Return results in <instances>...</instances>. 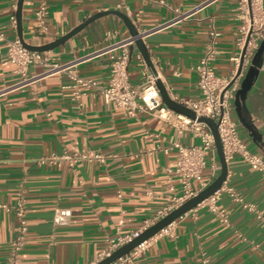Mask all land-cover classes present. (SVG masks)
<instances>
[{"label": "crops", "instance_id": "0c3cea01", "mask_svg": "<svg viewBox=\"0 0 264 264\" xmlns=\"http://www.w3.org/2000/svg\"><path fill=\"white\" fill-rule=\"evenodd\" d=\"M19 0H0V264H95L118 236L132 234L155 219L169 203L168 169L176 165L175 140L199 144L190 130L177 128L145 111L130 115L107 103L95 87H82L75 96L78 75L108 83L113 44L131 37L117 14H106L52 50V63L63 67L22 84L23 76L12 63H3L8 40L19 37L16 12ZM48 32L40 34L35 23V0H23L22 39L40 46L55 41L94 14L120 10L140 31L158 77L170 96L180 102L200 97L198 65L212 27L217 29L215 71L230 75L238 44L243 11L240 0H48ZM264 4V0H263ZM180 15H183L182 17ZM181 17V18H179ZM20 38V37H19ZM148 68L136 44L131 48L128 71L133 85L142 83ZM46 70L32 64L28 77ZM256 126L257 141L233 119L251 150L264 156V73L260 72L246 99ZM102 152L105 163L79 162L70 168L63 161L42 164L52 153ZM214 175L210 168L205 179ZM224 187H233L245 208L226 191L218 206L228 221L206 202L172 223L171 233L150 239L138 264H264V177L246 161L227 162ZM173 183L178 186L177 179ZM118 194H121L119 197ZM22 199L27 208L28 233L18 256L11 242L17 220L13 206ZM6 205L8 208L2 207ZM58 208H69L66 225L53 223Z\"/></svg>", "mask_w": 264, "mask_h": 264}, {"label": "built area", "instance_id": "2783aa9c", "mask_svg": "<svg viewBox=\"0 0 264 264\" xmlns=\"http://www.w3.org/2000/svg\"><path fill=\"white\" fill-rule=\"evenodd\" d=\"M35 4L36 28L40 34H45L48 32L49 3L48 0H35ZM239 8L243 11V23L240 26L238 38V44L241 45L242 52L233 58L236 63L235 70L226 76L219 75L215 71L213 63L217 57L219 32L212 27L203 55L196 66L200 97L196 100L186 101L184 104L194 110L197 117L207 116L218 123V132L223 143L227 162L239 157L264 177L263 154L250 149L248 142L240 131V122L234 120L232 116V112L235 110L236 92L241 87L245 73L264 40V4L263 0H240ZM13 21L16 23L15 17H13ZM134 44L135 37L131 36L109 47L107 51L110 54V75L106 85H100L90 78L73 76L76 87L75 96H79L82 87H95L104 100L107 103H112L115 108L122 109L130 115L136 114L137 111L152 113L174 125L178 133H183L185 130L192 131L199 138L200 143L187 145L179 140L173 142L172 148L176 149L177 158L175 168L168 169L170 174L168 179L169 190L171 191L169 203L158 211L154 220L146 223L140 230L132 234L118 236L112 240L110 249L98 261L110 255L121 245L131 241L150 225L206 188L210 184L205 179L206 170L210 168L214 175L218 166L215 137L210 127L206 123L198 121V119H192L168 108L156 84L157 77L154 76L152 71L148 68L144 69L142 83L140 85L132 84L128 67L131 60V48ZM241 62L242 70L239 72ZM3 63H12L16 66V71L23 76L20 84L63 67L57 63H52L47 51L28 49L19 37L8 40L6 57ZM37 63L45 65L46 70L39 75L28 77L29 67ZM107 159L108 155L102 152L65 151L62 154L52 153L44 157L41 162L42 164L52 165L58 161H63L72 168L79 162L105 163ZM173 178L177 179L178 186L173 183ZM221 191H226L235 201L242 203L245 208L256 211L258 217L263 218V213L256 210L252 204L246 203L233 187L225 188L223 184L220 189L203 201L209 205L213 212L218 213L223 221H228V214L225 209H220L217 203ZM118 195L121 197V194ZM1 206L8 208L6 205ZM12 208L17 220V229L11 246L12 255L16 257L25 245L29 227L27 208L24 201L19 199ZM71 216V209L58 208L54 212L53 223L56 226L66 225L70 222ZM171 227L172 223L162 228L155 236L170 234ZM150 239L140 243L131 252L111 264H138L137 258L144 253Z\"/></svg>", "mask_w": 264, "mask_h": 264}, {"label": "water", "instance_id": "95a60500", "mask_svg": "<svg viewBox=\"0 0 264 264\" xmlns=\"http://www.w3.org/2000/svg\"><path fill=\"white\" fill-rule=\"evenodd\" d=\"M22 4H23V0H19L17 12H16V15H17L16 22H17V29H18L19 37H20V40L23 42V44L28 49L36 50V51H47V50H52L56 48L60 44H63L64 42H66L70 37L80 32L90 22L106 14L113 13V14L119 15L123 19L125 24L127 25L131 36L135 37V44L139 48L147 66L151 69L154 76L157 77L156 84L159 88L161 97L165 105L177 113L184 114L192 119H198V121L206 123L214 134L216 148H217L219 160L221 163V172L218 175V177L214 181H212L206 188L201 190L197 195L186 200L179 207L172 210L166 216L162 217L161 219H159L158 221L150 225L148 228L143 230L138 236L134 237L131 241L121 245L116 250H114L110 255L106 256L105 258L95 263V264H111L112 262L116 261L120 257L131 252L140 243L155 236V234H157L162 228L173 223L175 220L183 216L186 212L195 208L198 204L205 201L209 196H211L214 192H216L218 189L222 187L228 175V164H227V160H226L224 149H223V143L221 141L220 134L218 132V123L213 118H210L207 116L197 117V114L194 110L186 106L184 103L173 99L170 96L165 84L158 77V72L155 69L154 63L142 39L140 31L137 29L132 19L128 17L124 12L120 10H107V11L98 12L94 14L91 18L86 20L84 23L78 25L77 27L72 29L70 32L56 39L55 41L50 42L48 44L40 45V46H33V45H29L25 43L22 39ZM244 51L245 49L243 50V53ZM242 60H243V57H242ZM242 62H241L239 72H241L242 70ZM260 72L264 73V40L262 41L261 45L257 49L252 59L251 64L245 73V77L241 83V87L236 92L235 100H234L235 111L239 117L240 122L242 123V125H244L248 129V131L250 132L254 140H257V141L261 140V135L258 136L256 126L253 125V120L251 119V115L247 111L246 99L248 97V94L252 86L256 82Z\"/></svg>", "mask_w": 264, "mask_h": 264}]
</instances>
